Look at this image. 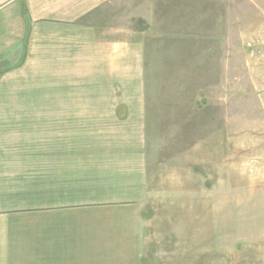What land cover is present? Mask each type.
<instances>
[{
    "label": "crops",
    "instance_id": "1",
    "mask_svg": "<svg viewBox=\"0 0 264 264\" xmlns=\"http://www.w3.org/2000/svg\"><path fill=\"white\" fill-rule=\"evenodd\" d=\"M189 5L0 0V264H197L144 208L142 39Z\"/></svg>",
    "mask_w": 264,
    "mask_h": 264
},
{
    "label": "rangeland",
    "instance_id": "2",
    "mask_svg": "<svg viewBox=\"0 0 264 264\" xmlns=\"http://www.w3.org/2000/svg\"><path fill=\"white\" fill-rule=\"evenodd\" d=\"M189 1L142 39L144 208L197 264H264V0Z\"/></svg>",
    "mask_w": 264,
    "mask_h": 264
}]
</instances>
